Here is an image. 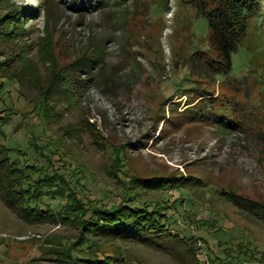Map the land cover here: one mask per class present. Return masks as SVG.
<instances>
[{"label":"rangeland","instance_id":"374dc122","mask_svg":"<svg viewBox=\"0 0 264 264\" xmlns=\"http://www.w3.org/2000/svg\"><path fill=\"white\" fill-rule=\"evenodd\" d=\"M8 1L29 15L0 43L5 98L0 108L13 107L15 113L4 143L19 147L39 166L47 159L31 143L49 145L44 152L50 172L60 174L63 186L84 201L114 206L139 193L140 205L175 203L174 232L209 247L198 254L201 264H211V256L224 259L218 240L247 257L243 263L262 264L264 88L247 75L249 58L235 57L225 84L198 76L204 53L194 51L208 47L209 26L185 0H168L164 11L153 0H110L84 14L73 9L72 0H45V8L44 0ZM261 6L259 25L251 27L247 41L259 52L264 50V0ZM210 54L215 56L214 50ZM193 82L212 91L209 98L229 100L237 112L246 108L244 124L241 115L235 129L192 119L189 109L200 99L182 89ZM162 176L193 184L186 193L159 192L133 180ZM191 218L216 226L203 230ZM78 235V229L61 223L25 222L0 198V264H64L56 260L62 256L55 253L63 250L56 244L69 246ZM98 243V256L115 258V264H195L191 243L160 248ZM248 247L253 258L244 255Z\"/></svg>","mask_w":264,"mask_h":264},{"label":"trees","instance_id":"16d2710c","mask_svg":"<svg viewBox=\"0 0 264 264\" xmlns=\"http://www.w3.org/2000/svg\"><path fill=\"white\" fill-rule=\"evenodd\" d=\"M73 9L79 13H87L97 8L108 6L110 0H72ZM197 11L198 18H204L208 22L209 45L205 51L198 46L195 54H203L201 61L204 66L197 67V75L206 79L214 78L216 81L225 84L232 77L235 66V57L239 54L249 58L246 65L247 75L252 76L262 88H264V50H254L247 44L251 27L259 25V17L263 0H185ZM168 0H153L157 10L164 11ZM45 8V0L41 2ZM41 10H38V12ZM48 12V9H47ZM29 15L28 11L16 9L8 0H0V43L6 42L23 23L21 18ZM37 16V15H36ZM26 18V17H25ZM19 31V30H18ZM214 50L215 56L210 54ZM207 54H210L208 56ZM261 64V65H260ZM244 68V67H243ZM242 68V69H243ZM186 80L189 81L187 78ZM0 81V104L5 101ZM198 84V85H197ZM182 90L190 95H198L199 102L196 103L191 112L192 119L200 121H213L219 127L235 129L240 126L238 116L246 118V108L230 105L229 100L217 99L212 96V91L201 88L199 83H194ZM214 99V100H213ZM54 102L53 99H49ZM47 99H43V104ZM210 104V105H209ZM234 106V107H233ZM15 115L13 107L0 108V198L4 204L25 222L36 223H61L79 230L77 239L69 246L56 244L63 247V250L56 252L57 261L64 264H115L116 259L112 257L100 258L97 253L102 252L99 241L124 242L134 244H145L160 248L165 244L178 243L189 245V253L195 264H201L198 254H202L204 246H199L196 237H182L174 232V226L178 223L175 213L172 210L178 209L173 204L165 205L159 200L155 204L143 202L136 196L125 197L123 202L110 206L103 202L84 201L80 198L79 192L71 186L64 187V181L60 174L50 172L51 160L45 150L49 145H41L37 139H33L31 145L42 158H46L44 165L30 163L26 158L27 154L19 147H10L4 143L5 127ZM224 128V129H225ZM17 154V159L12 158ZM133 180L146 190L162 192L164 190H178L186 193L187 185H192L191 179L184 177H154L143 179L139 177ZM129 190L132 188H128ZM185 199H180L182 203ZM239 202V199H237ZM177 202V201H176ZM254 206V203H249ZM171 209V213L169 210ZM191 220H196L191 218ZM199 228L207 230L211 225L207 220H196ZM216 226V225H211ZM223 229H215V234ZM199 240H204L200 237ZM224 250L225 257L211 256V264H246L243 263L247 257L239 253H233L228 243L218 240ZM226 246V247H225ZM206 252L209 250L207 246ZM231 250V251H230ZM250 250V252H248ZM246 248V256L252 257L255 252ZM208 256V254H206ZM55 260V259H54ZM261 263L264 264V253H261ZM247 261V260H246ZM115 262V263H114ZM29 264H36L31 261Z\"/></svg>","mask_w":264,"mask_h":264}]
</instances>
